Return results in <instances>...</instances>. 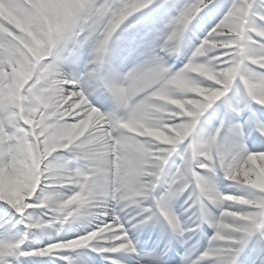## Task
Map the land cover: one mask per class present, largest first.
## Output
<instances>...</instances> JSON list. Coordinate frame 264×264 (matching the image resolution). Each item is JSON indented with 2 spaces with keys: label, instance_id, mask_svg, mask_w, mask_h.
<instances>
[{
  "label": "snow or ice",
  "instance_id": "obj_1",
  "mask_svg": "<svg viewBox=\"0 0 264 264\" xmlns=\"http://www.w3.org/2000/svg\"><path fill=\"white\" fill-rule=\"evenodd\" d=\"M0 264H264V0H0Z\"/></svg>",
  "mask_w": 264,
  "mask_h": 264
}]
</instances>
